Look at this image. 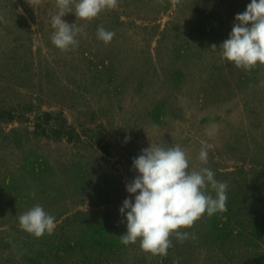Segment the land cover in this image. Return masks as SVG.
<instances>
[{"label":"rangeland","instance_id":"obj_1","mask_svg":"<svg viewBox=\"0 0 264 264\" xmlns=\"http://www.w3.org/2000/svg\"><path fill=\"white\" fill-rule=\"evenodd\" d=\"M248 3L118 0L90 20L67 13L81 32L63 51L51 41L56 0H0V264H264V64L236 67L219 48ZM151 145H179L191 170L227 184L225 209L179 229L182 241L173 233L166 256L120 237L133 158ZM36 204L56 224L39 238L19 224Z\"/></svg>","mask_w":264,"mask_h":264},{"label":"clouds","instance_id":"obj_2","mask_svg":"<svg viewBox=\"0 0 264 264\" xmlns=\"http://www.w3.org/2000/svg\"><path fill=\"white\" fill-rule=\"evenodd\" d=\"M117 2L56 0L58 11L51 19L53 45L63 51L79 45L77 36L81 29L62 19L67 13L74 12L77 17L90 20L105 9L115 8ZM96 35L97 39L109 43L115 34L100 26ZM219 48L223 58L236 67L250 70L258 63L264 64V0H250L246 9L234 16L231 32ZM210 147L204 144L199 152V160L204 165L208 163ZM132 167L137 175L125 185L130 195L119 209L126 219V233L120 236L125 245L139 239L144 251L166 256L173 233L182 241L189 234L179 229L191 227L204 214L210 217L225 209L227 184L218 181L209 167L191 170L187 154L179 145H151L142 149L141 154L133 158ZM209 187L215 196L206 191ZM19 224L37 238L52 234L56 227L55 217L40 204L21 214Z\"/></svg>","mask_w":264,"mask_h":264},{"label":"trees","instance_id":"obj_3","mask_svg":"<svg viewBox=\"0 0 264 264\" xmlns=\"http://www.w3.org/2000/svg\"><path fill=\"white\" fill-rule=\"evenodd\" d=\"M251 186H252V188H254V192H256V194L258 196L263 194L262 191H261L262 189L259 188V185L252 184ZM258 196H253V198H252L253 200L251 201V203L256 204L258 201H260L261 196L260 197H258Z\"/></svg>","mask_w":264,"mask_h":264}]
</instances>
